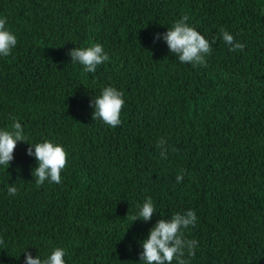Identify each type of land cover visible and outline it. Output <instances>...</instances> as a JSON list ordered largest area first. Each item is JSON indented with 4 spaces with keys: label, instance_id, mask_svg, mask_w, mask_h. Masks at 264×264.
I'll return each mask as SVG.
<instances>
[{
    "label": "trees",
    "instance_id": "obj_1",
    "mask_svg": "<svg viewBox=\"0 0 264 264\" xmlns=\"http://www.w3.org/2000/svg\"><path fill=\"white\" fill-rule=\"evenodd\" d=\"M183 16L211 43L206 66L153 42ZM5 17L17 44L0 56V128L18 120L29 143L68 156L61 182L39 187L29 143L0 165V264L55 247L66 264H143L151 228L188 210L187 264H264V0H0ZM94 43L110 59L84 73L68 53ZM107 86L124 94L115 128L90 106ZM148 197L156 213L134 222Z\"/></svg>",
    "mask_w": 264,
    "mask_h": 264
},
{
    "label": "clouds",
    "instance_id": "obj_2",
    "mask_svg": "<svg viewBox=\"0 0 264 264\" xmlns=\"http://www.w3.org/2000/svg\"><path fill=\"white\" fill-rule=\"evenodd\" d=\"M189 17L183 16L177 20L166 33L155 34L154 43L161 36L166 42L171 53L175 54L181 63L191 64L193 67L206 66L205 57L211 54V43L204 35L200 34L187 21ZM7 18H0V56L8 57L12 49L17 44L16 35L6 27ZM223 41L229 46L230 51L242 52L246 45L236 41L234 36L225 29H221ZM213 41L212 43H214ZM73 63L83 66L84 73L94 74L98 66L110 59L100 43H94L87 47H76L68 53ZM124 94L113 86L101 89L99 96H95L90 101V106L94 108L93 120H101L106 125L115 128L121 124V112L125 104ZM19 142H28V137L18 120H14L9 128H0V165L9 166L14 159V151ZM27 149L29 156H34L38 166L33 170V176L37 186H41L45 181L59 184L61 182V172L67 166V156L65 148L51 140H44L39 143H29ZM157 147L161 149V157L167 158V144L164 138H160ZM34 149V150H33ZM175 151V149H173ZM184 174L181 172L176 176V182L182 183ZM18 192L16 186L8 187V194L15 196ZM139 211L133 217L137 220L151 221L156 213L155 205L151 197H148L142 205H138ZM197 222L196 213L193 210L181 214L176 213L170 219H159L151 228L148 237L142 242L143 251L140 253V261L143 264H172L175 260L177 264H187L183 258L187 251L188 256H194V248L197 245L195 239H187L184 229L195 226ZM0 239V244H3ZM67 250L63 247H55L49 255L35 258L26 250L24 264H66L65 255Z\"/></svg>",
    "mask_w": 264,
    "mask_h": 264
}]
</instances>
